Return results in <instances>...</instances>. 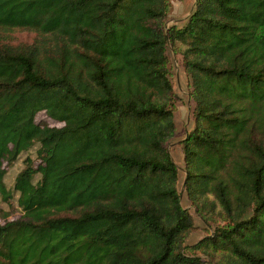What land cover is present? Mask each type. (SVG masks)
Here are the masks:
<instances>
[{
  "label": "trees",
  "instance_id": "1",
  "mask_svg": "<svg viewBox=\"0 0 264 264\" xmlns=\"http://www.w3.org/2000/svg\"><path fill=\"white\" fill-rule=\"evenodd\" d=\"M0 0V264H264V0ZM19 31L35 34L17 43ZM190 79L187 246L169 150ZM44 113L62 126L37 121ZM12 188L8 168L23 159Z\"/></svg>",
  "mask_w": 264,
  "mask_h": 264
},
{
  "label": "rangeland",
  "instance_id": "2",
  "mask_svg": "<svg viewBox=\"0 0 264 264\" xmlns=\"http://www.w3.org/2000/svg\"><path fill=\"white\" fill-rule=\"evenodd\" d=\"M196 0H169L171 6V11L165 21L166 29L169 30L172 26H181L182 23L177 24L179 20H184L188 15L189 11L194 9ZM178 6H183L182 11ZM193 11V10H192ZM188 19V18H187ZM187 21V20H186ZM185 21V22H186ZM184 22V23H185ZM34 33L29 31H19L13 35V40L17 43H29L32 41ZM262 46L264 47V39L262 40ZM177 49L173 45L169 44L168 56H169V77L174 85L176 96H177V105H176V123L177 131L174 137L170 140L168 146L172 154V157L175 163L180 169V181H179V190L181 191L182 205L189 209L190 213L193 215L195 220V230L188 236L186 240L187 246H194L204 237L209 235L213 230L214 226L211 224L205 223L202 218L197 214L196 208L190 203L185 192H184V181H185V172H184V156L182 153L181 142L186 138L187 133L191 130L193 126L192 120V110L194 107V102L191 98V89H190V79L186 73L183 65L181 56L177 54ZM46 121L51 126H62L57 122L49 119L44 113H41L37 117V121ZM23 159L19 160L12 167L8 168V174L6 177V184L8 187L12 188L16 179V176L23 168ZM0 208L4 211H9L13 214V217L20 214V210L17 205V197H15L10 205L2 202L0 199ZM204 261V264H214V262L205 255H201Z\"/></svg>",
  "mask_w": 264,
  "mask_h": 264
},
{
  "label": "crops",
  "instance_id": "3",
  "mask_svg": "<svg viewBox=\"0 0 264 264\" xmlns=\"http://www.w3.org/2000/svg\"><path fill=\"white\" fill-rule=\"evenodd\" d=\"M196 2H197V0H196ZM195 4H196V3H195ZM180 7H183V6H178V8H177L176 10H178ZM183 9H184V8H180L181 11H182ZM192 10H194V9H192ZM192 10L189 11L188 15L190 14V12H191V13L193 12ZM187 18H188V17H186L184 20H179V21L176 22V23H177V24H179V23H180V24H181V23L184 24V22L187 20Z\"/></svg>",
  "mask_w": 264,
  "mask_h": 264
}]
</instances>
